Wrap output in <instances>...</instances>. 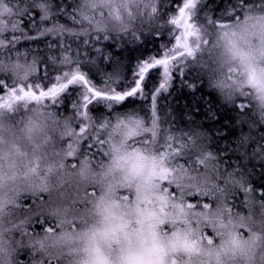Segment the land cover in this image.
<instances>
[{"label": "trees", "instance_id": "obj_1", "mask_svg": "<svg viewBox=\"0 0 264 264\" xmlns=\"http://www.w3.org/2000/svg\"><path fill=\"white\" fill-rule=\"evenodd\" d=\"M183 4L0 0V96L76 71L99 90H128L141 64L173 47ZM188 12L194 53L172 62L167 87L153 70L122 104L93 101L87 120L81 85L0 108V203L25 228L0 239V264H59L29 243L61 212L53 186L29 176L73 164L96 201L78 209L75 238L61 232L68 260L98 264L99 249L107 264H264V0H195Z\"/></svg>", "mask_w": 264, "mask_h": 264}, {"label": "snow or ice", "instance_id": "obj_2", "mask_svg": "<svg viewBox=\"0 0 264 264\" xmlns=\"http://www.w3.org/2000/svg\"><path fill=\"white\" fill-rule=\"evenodd\" d=\"M195 6V0H184L183 6L180 8L178 14L170 20V23L180 28L182 31L179 35L175 37V42L172 48H170L167 52H165L159 58H153L149 61L144 62L139 66L138 74L136 81L133 86H131L126 91H118L116 88H110V90H99L95 86L91 85L89 81L85 78V76L78 71L73 72L71 74L65 72L63 77L58 76L56 78V82L51 84L47 89L42 88L40 85L36 87L39 91H34L32 86L29 85L27 89L23 86L19 87V94H17L16 88L9 89L8 95L0 96V108H11L12 103L20 100H29L42 102L46 98L55 101L57 97H59L62 93L70 88L72 85H81L85 91L82 96V103L80 104L79 115L87 120L89 105L92 104L95 100H104L109 102H114L116 104H122L128 98L134 97L140 94L145 88L148 87L147 80L150 78V73L153 70L159 69L162 70V75L164 82L160 85L161 88L167 87V82L171 72L172 62L177 60L179 57H182L185 53L189 56H192L194 53L193 48L190 46V38L197 35L195 31L194 25L190 22L191 16L188 12V9L193 8ZM47 18V17H45ZM227 25H223L222 27H226ZM50 30V29H49ZM207 43V41H205ZM177 49H182L183 51H177ZM2 83V81H0ZM111 107V103L109 104ZM106 125H101V127H105ZM87 130V126H82L80 129V133H84ZM100 144H103V140H99ZM69 156H72V153H69ZM75 167V164H73ZM162 179H166L167 169H162ZM167 191V189H166ZM247 191H251L247 189ZM93 194L94 193H90ZM43 199V197H41ZM127 199V197H124ZM193 204L190 203L189 207H192ZM204 207H208V204L205 203ZM59 227V225H57ZM47 232L53 231L51 227L45 229ZM208 243L212 244L213 241L211 238L208 239ZM96 252V260L98 264H107L106 258H104L99 249L95 250ZM142 264V262H141ZM153 264H158V262H153Z\"/></svg>", "mask_w": 264, "mask_h": 264}, {"label": "clouds", "instance_id": "obj_3", "mask_svg": "<svg viewBox=\"0 0 264 264\" xmlns=\"http://www.w3.org/2000/svg\"><path fill=\"white\" fill-rule=\"evenodd\" d=\"M38 172H43V168L41 167ZM29 179L52 185L51 195L54 197V203L61 208L59 215L45 216V218L55 221L56 227L52 228L53 231H44L40 236L30 239L29 243L34 245V251H43L53 261H59V264H79V254L73 255L71 260L64 257L69 246L61 238V232L66 231V234L70 233L73 238L80 233L81 211L78 209H81V205L86 202L95 203V196L85 197L83 195L85 191H91L94 186L90 183L86 184L85 178L81 175L79 169L71 166H65L62 171L57 167L55 171H49L45 175L31 174ZM29 197L31 196L22 194L17 201V206L24 208V201ZM0 209H3V211H0V239L5 234L11 235L13 229L25 230L24 221L12 224L6 222L7 202L0 203ZM91 211L94 213L95 210L92 209ZM79 246L75 243L71 245L73 248ZM61 257H64V259L60 260ZM11 264H15V261H12Z\"/></svg>", "mask_w": 264, "mask_h": 264}, {"label": "rangeland", "instance_id": "obj_4", "mask_svg": "<svg viewBox=\"0 0 264 264\" xmlns=\"http://www.w3.org/2000/svg\"><path fill=\"white\" fill-rule=\"evenodd\" d=\"M41 125H43L42 123H39V126L37 127L38 128V132H36V133H38V134H42V132L44 133V131H45V128L44 127H40ZM167 148H169V147H167ZM168 151V152H167ZM175 150L174 149H167L166 150V153H165V155H171L173 152H174ZM45 161H50V158H45ZM50 163V162H49ZM51 168V171H53L54 169H56L57 168V165H56V168L55 167H50ZM109 170L111 171V169L109 168ZM108 170V171H109ZM19 180V179H18ZM25 181V180H24ZM53 207H54V205H53Z\"/></svg>", "mask_w": 264, "mask_h": 264}]
</instances>
